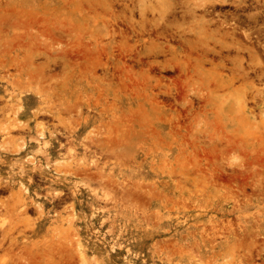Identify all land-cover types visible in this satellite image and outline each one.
<instances>
[{"label": "rangeland", "instance_id": "obj_1", "mask_svg": "<svg viewBox=\"0 0 264 264\" xmlns=\"http://www.w3.org/2000/svg\"><path fill=\"white\" fill-rule=\"evenodd\" d=\"M0 264H264V0H0Z\"/></svg>", "mask_w": 264, "mask_h": 264}, {"label": "bare ground", "instance_id": "obj_2", "mask_svg": "<svg viewBox=\"0 0 264 264\" xmlns=\"http://www.w3.org/2000/svg\"><path fill=\"white\" fill-rule=\"evenodd\" d=\"M94 162V161H93Z\"/></svg>", "mask_w": 264, "mask_h": 264}]
</instances>
